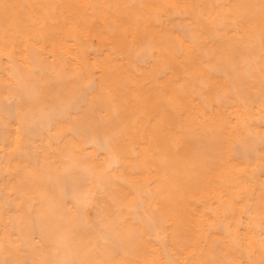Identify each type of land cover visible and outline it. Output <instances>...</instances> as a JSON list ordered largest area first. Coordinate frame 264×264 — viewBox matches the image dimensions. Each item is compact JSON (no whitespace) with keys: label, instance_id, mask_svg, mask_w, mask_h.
Instances as JSON below:
<instances>
[{"label":"bare ground","instance_id":"1","mask_svg":"<svg viewBox=\"0 0 264 264\" xmlns=\"http://www.w3.org/2000/svg\"><path fill=\"white\" fill-rule=\"evenodd\" d=\"M0 264H264V0H0Z\"/></svg>","mask_w":264,"mask_h":264}]
</instances>
